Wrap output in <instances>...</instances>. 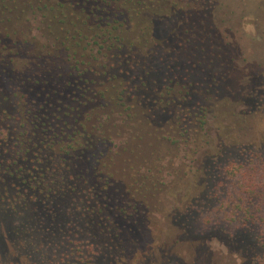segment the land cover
I'll return each instance as SVG.
<instances>
[{
	"label": "trees",
	"instance_id": "1",
	"mask_svg": "<svg viewBox=\"0 0 264 264\" xmlns=\"http://www.w3.org/2000/svg\"><path fill=\"white\" fill-rule=\"evenodd\" d=\"M64 1L52 5V0H27L24 5L30 10L11 19L38 20L49 11L69 30L57 57L32 54L35 48L23 30L17 40L10 38L16 55L0 60V91L9 100L7 107L0 102V146L7 137L2 135L5 120L14 113L24 115L28 126H43L38 138L37 133L27 137V130L13 135L10 153L0 154V220L9 222L20 247L52 250L73 245L70 254L57 256L64 264H117L123 257L130 264L135 248L150 233V225L145 227L148 214L159 211L158 205H148V195L167 184L166 164H160L159 152L142 154L143 141L148 133L180 147L193 131L191 124H208L207 100L192 99L185 82L191 67H201L183 54L192 42L189 34L200 45L222 34L231 19L228 13H217L233 0ZM102 50L112 56L106 52L108 64L94 67ZM23 52L29 56L20 62L15 57ZM200 71L208 82L200 85L202 93L226 77L210 67ZM3 74L9 76L7 89ZM37 74L45 79L39 90L29 76ZM258 105L226 118L234 122L242 116L246 121ZM113 133L126 139L116 142ZM96 147L106 153L87 157ZM242 153L252 161V152ZM233 167L230 161L225 169ZM120 169L126 178L118 184L115 170ZM185 201L176 197L177 217ZM73 259L75 263L67 261Z\"/></svg>",
	"mask_w": 264,
	"mask_h": 264
},
{
	"label": "rangeland",
	"instance_id": "2",
	"mask_svg": "<svg viewBox=\"0 0 264 264\" xmlns=\"http://www.w3.org/2000/svg\"><path fill=\"white\" fill-rule=\"evenodd\" d=\"M26 1L0 0V60L16 55L10 38L13 36L17 40L23 30L27 31L25 38L32 40L29 44L35 49L30 51L35 56L50 53L57 57L61 52V39L68 34L69 28L49 11L38 20L14 18L11 23L21 11L30 10L28 4L24 5ZM57 2L52 0L51 4ZM64 2L75 3L73 0ZM10 9L15 13L9 12ZM225 10L217 13L222 17L231 14V18L227 16L230 22H225L228 25H223V35H214L210 44L200 45L191 33L192 42L183 54L192 64L199 63L202 70L210 67L226 73L217 88L204 93L200 85L208 82L204 81L201 68L191 67L187 73L188 81L185 82L194 95L192 99L207 100L206 106L211 109L207 113L208 124L204 127L191 124L193 131L190 136L187 134V141L180 147L170 145L160 135L148 133L143 141L140 152L145 156L159 152L160 164H166L167 184L148 195V205H158L159 211L151 210L148 214L145 227L150 225V233L135 248L132 254L135 261L130 264H264V0H233ZM203 22L208 23L207 20ZM95 47L97 50L98 46ZM92 49L93 46L90 54L94 53ZM106 52L96 53L99 59L94 67L108 64ZM28 56L23 52L15 58L22 62ZM37 75L29 76L39 90L45 79ZM2 81L7 89L9 76L3 74ZM31 97L40 99L37 95ZM0 102L8 106L5 92L0 91ZM257 104L259 108L246 121L242 116L234 122L226 118L233 111L249 110ZM5 123L7 131L1 133L7 137L0 146V154L4 156L7 155L5 150L10 153L15 144L14 136L27 130V137L32 138V134L37 133L38 138L43 129L39 122H32L29 127L21 113H14ZM114 123L112 120L110 125ZM112 136L116 142L126 139L115 133ZM36 137L35 145L39 142ZM106 149L110 151L109 146ZM244 149L252 152V161L248 160V153H242ZM99 151L106 153L105 149L96 147L86 156ZM230 161H234L236 167L226 171ZM170 164L173 166L168 168ZM125 172L115 170L118 184L126 178ZM176 197L186 199L181 209L184 212L178 217L173 211L177 206ZM190 203L192 208L188 209ZM8 223L0 220V264H64L57 256L62 252L71 253L73 245L52 250L20 247L14 243V231ZM67 261L76 262L74 259ZM117 264L128 263L123 257Z\"/></svg>",
	"mask_w": 264,
	"mask_h": 264
}]
</instances>
